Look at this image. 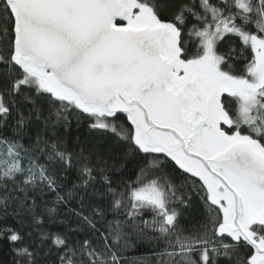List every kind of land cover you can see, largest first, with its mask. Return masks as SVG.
<instances>
[{"label": "snow or ice", "instance_id": "6c2138e0", "mask_svg": "<svg viewBox=\"0 0 264 264\" xmlns=\"http://www.w3.org/2000/svg\"><path fill=\"white\" fill-rule=\"evenodd\" d=\"M0 244L264 264V0H0Z\"/></svg>", "mask_w": 264, "mask_h": 264}, {"label": "trees", "instance_id": "16d2710c", "mask_svg": "<svg viewBox=\"0 0 264 264\" xmlns=\"http://www.w3.org/2000/svg\"><path fill=\"white\" fill-rule=\"evenodd\" d=\"M221 48L223 50L224 45H221ZM88 134V129L86 127V125H81L79 131H77L75 124L73 125V129H72V135L69 137V141H70V146L72 143H74L75 141V137L77 135H79L81 138H84V136H86ZM136 168L134 165L132 164H126V175L125 178H132L134 179V172H135ZM182 222H191V217H188V219L186 221H182ZM53 231H55L56 229L53 228L51 229ZM8 249L6 246L0 244V260H8L10 259V256H7ZM129 256L131 257H137V256H142L146 254V248H138V249H131L129 250V252L127 253Z\"/></svg>", "mask_w": 264, "mask_h": 264}]
</instances>
